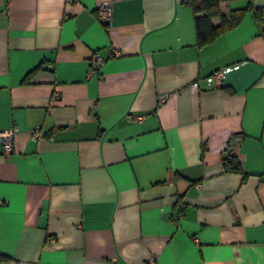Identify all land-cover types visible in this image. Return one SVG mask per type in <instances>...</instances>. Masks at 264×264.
<instances>
[{
  "label": "crops",
  "instance_id": "1",
  "mask_svg": "<svg viewBox=\"0 0 264 264\" xmlns=\"http://www.w3.org/2000/svg\"><path fill=\"white\" fill-rule=\"evenodd\" d=\"M101 1L0 0V264H264V0Z\"/></svg>",
  "mask_w": 264,
  "mask_h": 264
},
{
  "label": "trees",
  "instance_id": "2",
  "mask_svg": "<svg viewBox=\"0 0 264 264\" xmlns=\"http://www.w3.org/2000/svg\"><path fill=\"white\" fill-rule=\"evenodd\" d=\"M221 1L224 0H186L194 15V30L198 44H203L216 34L234 26L246 10H252L254 17L260 18V8L255 7L252 0H248L245 7L230 9L228 14L220 11L219 3ZM212 17L219 18L217 25L211 22ZM222 164L225 171L241 170V165L234 154L224 157Z\"/></svg>",
  "mask_w": 264,
  "mask_h": 264
},
{
  "label": "built area",
  "instance_id": "3",
  "mask_svg": "<svg viewBox=\"0 0 264 264\" xmlns=\"http://www.w3.org/2000/svg\"><path fill=\"white\" fill-rule=\"evenodd\" d=\"M96 15L103 22L107 23L111 17V1L104 0L97 4L96 6ZM115 54H119L118 51H115ZM93 64L98 67L101 64V58L98 54L93 55L92 57ZM240 66V63H233L226 65L214 70L211 74L206 76L202 82L207 87H219L223 84L226 76L232 70L237 69ZM53 97L56 99L59 97L57 91L54 92ZM164 97L160 96L159 100L161 101ZM144 118L143 114L136 115L134 119L142 120ZM18 131L17 125H11L10 127L0 129V144L2 147V153L7 157L14 151L13 139ZM40 127L35 126L29 131V137L32 139H38L40 135Z\"/></svg>",
  "mask_w": 264,
  "mask_h": 264
}]
</instances>
